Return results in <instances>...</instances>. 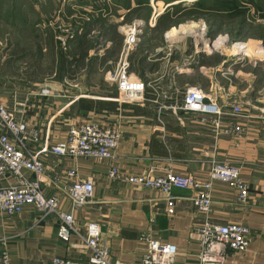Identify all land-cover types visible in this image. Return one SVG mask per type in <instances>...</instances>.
<instances>
[{"label":"crops","instance_id":"1","mask_svg":"<svg viewBox=\"0 0 264 264\" xmlns=\"http://www.w3.org/2000/svg\"><path fill=\"white\" fill-rule=\"evenodd\" d=\"M130 26L142 30L138 44L127 55V62L131 77L146 83L144 101L120 100L117 94H121L113 85L115 93L78 87L65 96L66 102H61L39 95L44 86L31 91L0 75L1 101L39 132V140L32 144L34 151L63 141L70 128L88 120L120 133L113 160L42 153L46 168L44 193L57 196L63 210L74 215L80 228L89 221L99 222L111 258L122 264H139L145 251L139 239L142 234L175 245V264H198L200 242L194 229L201 217L190 201V189H172L174 207L170 213L159 191L112 180L107 174L112 167L127 175L153 167L202 178L207 176L212 158L227 160L239 167L240 176L248 185L247 201L237 204L235 191L215 181L211 219L246 226L249 234L246 250L228 251L224 264H264V119L259 113L264 103L260 99L250 100L253 104L250 107L241 105L242 115L231 113L233 103L248 97L249 87H237L226 77L231 73L226 54L219 52L223 56L213 60L214 52L221 47L199 51L197 42L168 38V28L157 35L156 24ZM117 30L121 35L125 33ZM151 31L153 35L149 34ZM108 48L110 45H106L105 49ZM261 62L255 61V67H261ZM202 80L208 81V88L217 92L218 103L222 105L218 121L210 114L179 107L187 87L197 86L205 91L200 84ZM257 93L264 94V88ZM82 99L91 100L93 106L95 101L115 104L112 110L106 106L84 109ZM169 104L176 105V110L169 108ZM70 170H75L76 175L69 176ZM76 179H90L94 188L91 202L79 208L72 206L66 194L67 187ZM11 182V176H0V186ZM58 225L53 216L41 219L32 206L13 215L0 212V255L6 250L9 264H44L54 256L89 264L90 252L75 236L69 242L60 240Z\"/></svg>","mask_w":264,"mask_h":264},{"label":"rangeland","instance_id":"2","mask_svg":"<svg viewBox=\"0 0 264 264\" xmlns=\"http://www.w3.org/2000/svg\"><path fill=\"white\" fill-rule=\"evenodd\" d=\"M191 22L200 31L167 35ZM134 23L156 24L157 35L168 28V38L197 42L199 51L221 47L213 60L226 54L231 64L226 77L249 87L241 105L264 103V94L257 93L264 88V52L256 53L264 46V0H0V75L31 91L49 85L53 95L43 97L61 102L78 87L115 93L106 72L123 48L125 33L117 29L125 32ZM218 37L223 46H206ZM237 42H245L248 52L234 49ZM258 60L261 67H255ZM207 83L200 81L216 96Z\"/></svg>","mask_w":264,"mask_h":264},{"label":"built area","instance_id":"3","mask_svg":"<svg viewBox=\"0 0 264 264\" xmlns=\"http://www.w3.org/2000/svg\"><path fill=\"white\" fill-rule=\"evenodd\" d=\"M142 30L139 27L127 26L124 45L115 65L106 72V79L114 85L128 103L144 101L146 83L131 77L129 73L128 53L136 47ZM39 95H53V89L43 87ZM174 104L169 108L176 110ZM180 108L189 112L205 113L218 116L222 105L210 91L200 87H187L183 93ZM233 115H242V106L235 102L231 105ZM264 119V107L259 110ZM233 130V129H232ZM120 133L112 127H103L88 120L69 129L67 137L58 143L49 145L43 151H34L32 144L39 140V132L30 127L24 120L14 115L0 99V176H11L13 182L0 186V212L18 214L25 207L32 206L40 218L55 217L59 221L57 235L60 240L69 242L72 236L77 237L84 249L90 252L89 264H122L110 256V247L102 239L101 225L97 221L86 222L80 228L71 212L61 207L55 195H46L43 191L46 179V168L42 153L58 156L85 157L113 160L114 151L119 143ZM28 172L29 176H25ZM75 176V170L68 172ZM112 180H124L131 184L159 191L171 213L174 204L172 189H190V201L200 215V223L194 232L198 235L200 251L198 264H224L228 251L244 252L248 245L246 226L235 223H216L211 219L212 186L215 181L228 185L235 191L236 203L243 205L248 197V185L240 176L237 165L223 159L212 158L208 174L198 178L183 175L170 169L162 171L153 167L135 175H127L117 167H112L107 174ZM93 183L90 179H76L66 189V194L73 207H84L93 198ZM139 239L145 245V251L139 264H175L177 248L173 244L162 243L146 234ZM6 250H2L0 264H9ZM44 264H80L77 259L54 256Z\"/></svg>","mask_w":264,"mask_h":264},{"label":"bare ground","instance_id":"4","mask_svg":"<svg viewBox=\"0 0 264 264\" xmlns=\"http://www.w3.org/2000/svg\"><path fill=\"white\" fill-rule=\"evenodd\" d=\"M197 29L200 31L199 25H197L196 23L191 22V23H187V24H181L179 26V28H175L173 30L168 31L167 35L169 37H171V36H175L177 33L186 34V33H190V32L196 31ZM218 45L223 46L222 37L216 38V41H213L212 44H210V42H208V45H206V46H208V47H218ZM233 48L238 50L240 53L241 52H248L247 44L245 42H237V43L233 44ZM263 52H264V46H260L256 53H263Z\"/></svg>","mask_w":264,"mask_h":264},{"label":"trees","instance_id":"5","mask_svg":"<svg viewBox=\"0 0 264 264\" xmlns=\"http://www.w3.org/2000/svg\"><path fill=\"white\" fill-rule=\"evenodd\" d=\"M80 103H81V106L82 108L84 109H90V108H99V107H103V106H106V108H108L109 110H112L113 108V105L115 103H108V104H103L99 101H95V106H93V102L91 100H80ZM125 105V104H123Z\"/></svg>","mask_w":264,"mask_h":264},{"label":"water","instance_id":"6","mask_svg":"<svg viewBox=\"0 0 264 264\" xmlns=\"http://www.w3.org/2000/svg\"><path fill=\"white\" fill-rule=\"evenodd\" d=\"M209 42H210V44H212L213 43V40H210Z\"/></svg>","mask_w":264,"mask_h":264}]
</instances>
